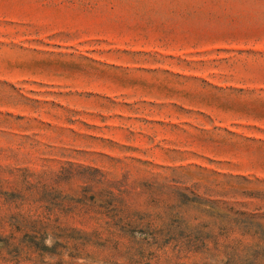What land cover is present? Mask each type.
<instances>
[{"label":"rangeland","instance_id":"obj_1","mask_svg":"<svg viewBox=\"0 0 264 264\" xmlns=\"http://www.w3.org/2000/svg\"><path fill=\"white\" fill-rule=\"evenodd\" d=\"M0 264H264V0H0Z\"/></svg>","mask_w":264,"mask_h":264}]
</instances>
